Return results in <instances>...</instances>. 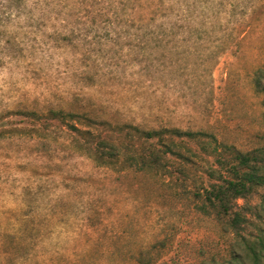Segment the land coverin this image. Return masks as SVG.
Masks as SVG:
<instances>
[{"label":"rangeland","instance_id":"rangeland-1","mask_svg":"<svg viewBox=\"0 0 264 264\" xmlns=\"http://www.w3.org/2000/svg\"><path fill=\"white\" fill-rule=\"evenodd\" d=\"M140 1L153 0H0V230L16 233L0 264H136L141 249L150 264H250L243 249L264 229L260 199L238 202V229L202 210L196 194L214 159L198 145L186 169L175 157L164 173L99 167L65 125L22 114L88 111L261 146L253 81L264 67V0H174L194 25L154 34L126 25Z\"/></svg>","mask_w":264,"mask_h":264},{"label":"trees","instance_id":"trees-1","mask_svg":"<svg viewBox=\"0 0 264 264\" xmlns=\"http://www.w3.org/2000/svg\"><path fill=\"white\" fill-rule=\"evenodd\" d=\"M176 4L174 0L140 1L134 7V13L130 14L126 25L131 31L139 33L153 31L152 34L157 29L162 33H173L176 28L194 25L195 18L189 16L182 18L175 12ZM208 24H212L211 19L204 23ZM155 42H161V39H155ZM139 43L140 46L142 41ZM223 49L225 47L220 50ZM253 82L255 92L262 98L261 123L264 126V67H259L255 71ZM22 114L34 121L65 125L69 132L83 139L84 148L99 167L116 168L122 162H126L143 172L164 173L170 172L169 160L175 157L186 169L188 165L195 164L194 157L196 158V153H191L188 145H198L201 152L214 159V166L206 172L208 178L206 185L196 194L201 202L200 208L218 219L225 220L233 229H238L246 220L240 212L238 202L258 196L260 203L257 214L264 223V131L261 146L243 151L220 141L216 134L207 129L194 131L166 126L144 129L132 123L113 125L110 121L98 120L100 117L88 111L70 112L61 108H51L44 113L28 111ZM103 130L124 137L127 143L113 140L108 133L104 136ZM2 136L3 131L0 129V138ZM137 143L141 147L139 151L134 150L138 146ZM185 152L192 155L188 156ZM183 168L178 169L180 173H184ZM10 227L1 228L0 247L4 238L16 235ZM28 244L19 239L16 246L27 248ZM243 250L245 261L250 264H264L263 228L260 229L257 239L245 244ZM143 252L144 249H141L134 259L136 264H150V261L145 260ZM11 253L3 252V257L11 256ZM29 256L26 255V258ZM0 260L2 262L4 258Z\"/></svg>","mask_w":264,"mask_h":264}]
</instances>
